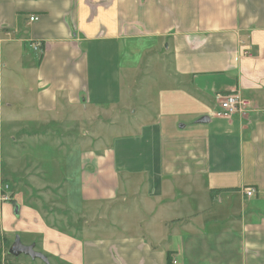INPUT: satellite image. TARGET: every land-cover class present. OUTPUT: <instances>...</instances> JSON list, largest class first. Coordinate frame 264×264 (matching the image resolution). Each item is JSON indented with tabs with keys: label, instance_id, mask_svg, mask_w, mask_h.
<instances>
[{
	"label": "crops",
	"instance_id": "0c3cea01",
	"mask_svg": "<svg viewBox=\"0 0 264 264\" xmlns=\"http://www.w3.org/2000/svg\"><path fill=\"white\" fill-rule=\"evenodd\" d=\"M2 172L51 264H264V0H0Z\"/></svg>",
	"mask_w": 264,
	"mask_h": 264
},
{
	"label": "built area",
	"instance_id": "2783aa9c",
	"mask_svg": "<svg viewBox=\"0 0 264 264\" xmlns=\"http://www.w3.org/2000/svg\"><path fill=\"white\" fill-rule=\"evenodd\" d=\"M36 19H37L36 16L29 17L30 21H33ZM31 47L34 50H37L40 47V43L34 42L31 44ZM249 105L250 103L248 99L243 97L239 91L232 90V91H229L219 96V103H218L219 115L226 117V118H231L234 116L243 117L246 115ZM7 190H8V184H3L2 187L0 188V200L1 201H9V199L11 198ZM244 193L247 196H251L253 193V189H251L250 187L245 188ZM171 264H178V262L174 258H172Z\"/></svg>",
	"mask_w": 264,
	"mask_h": 264
},
{
	"label": "rangeland",
	"instance_id": "374dc122",
	"mask_svg": "<svg viewBox=\"0 0 264 264\" xmlns=\"http://www.w3.org/2000/svg\"><path fill=\"white\" fill-rule=\"evenodd\" d=\"M52 131H54V129L52 127L46 128L45 129V136L46 137H49L50 139H52V136L51 135H48L49 132H52ZM11 141H13L15 143L17 140L16 139L15 140L12 139ZM5 153L8 154V156L10 155L9 152H8V148H7L6 151H4V152L1 153V156H4L5 157L6 156ZM20 162H21V160L19 158H17V159L14 160L13 163H14V165H15L16 168H19L20 169V167H19L20 166ZM18 172H19V170H16L15 173H18ZM0 175H1L0 176V188L2 187L3 184H8V190H7V192H8V194L11 197L9 199V201H11L12 198H13L12 196L14 195V193L19 194L18 192L15 191V189H18V186H19V182H20L19 181V178H17V179L16 178H13V177L9 176V174H6V172H4V173L2 172ZM37 195H42L44 197L45 202L47 203L48 207H50V205L53 202H55L56 199H57L56 198L57 193H54L52 191L45 190V192H43L41 194H38L37 193L36 196ZM2 202H7V201H1L0 200V203H2ZM49 212L50 211L47 208H44L43 209V214L44 215L47 214L48 216H50ZM0 236H1V234H0ZM0 240H1V243H0V261H1V264H11V263H14L15 260H14L13 256L8 255V252H7V250H8L7 244L8 243L10 244L12 241H10L8 238L6 239L5 236L0 237ZM19 257H26V256L25 255H20Z\"/></svg>",
	"mask_w": 264,
	"mask_h": 264
},
{
	"label": "water",
	"instance_id": "95a60500",
	"mask_svg": "<svg viewBox=\"0 0 264 264\" xmlns=\"http://www.w3.org/2000/svg\"><path fill=\"white\" fill-rule=\"evenodd\" d=\"M7 252L13 257H17L19 255H25L33 260L38 259L43 264H51L49 259L46 257V255H44L43 253H41L40 251L34 248L33 243L31 244L22 243L18 235H16L13 241L10 243Z\"/></svg>",
	"mask_w": 264,
	"mask_h": 264
},
{
	"label": "trees",
	"instance_id": "16d2710c",
	"mask_svg": "<svg viewBox=\"0 0 264 264\" xmlns=\"http://www.w3.org/2000/svg\"><path fill=\"white\" fill-rule=\"evenodd\" d=\"M0 243H1V240H0ZM9 243L7 244V247H9ZM8 255H10V254H8ZM11 256V255H10ZM171 260H170V256L169 255H167V264H170L171 262H170ZM0 264H1V261H0ZM11 264H13V263H11Z\"/></svg>",
	"mask_w": 264,
	"mask_h": 264
}]
</instances>
